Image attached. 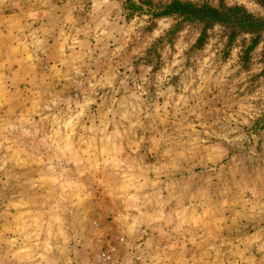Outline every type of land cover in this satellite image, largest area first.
I'll list each match as a JSON object with an SVG mask.
<instances>
[{
  "label": "rangeland",
  "instance_id": "obj_1",
  "mask_svg": "<svg viewBox=\"0 0 264 264\" xmlns=\"http://www.w3.org/2000/svg\"><path fill=\"white\" fill-rule=\"evenodd\" d=\"M263 119L264 0H0V264H264Z\"/></svg>",
  "mask_w": 264,
  "mask_h": 264
},
{
  "label": "trees",
  "instance_id": "obj_2",
  "mask_svg": "<svg viewBox=\"0 0 264 264\" xmlns=\"http://www.w3.org/2000/svg\"><path fill=\"white\" fill-rule=\"evenodd\" d=\"M171 14H178V15H186V17L191 16H200V17H209L210 19H215L216 21H223L224 23H226L228 20L230 21H237V22H233L234 24L236 23L237 27L240 28H245V26H247V28H253L255 26H257V22L253 23L251 22L250 18L248 17V15H244L242 16V18H234L233 20L231 18H228V20L226 21V18H220V14H218V11H216L215 9L212 8H194L190 5H182L178 2H174L172 4H170L169 6H166V8L162 11V12H158L156 15V17H162V16H167V15H171ZM235 14V13H233ZM223 16V15H222ZM227 17V16H226ZM244 17V19H243ZM262 127H264V119L262 120Z\"/></svg>",
  "mask_w": 264,
  "mask_h": 264
},
{
  "label": "crops",
  "instance_id": "obj_3",
  "mask_svg": "<svg viewBox=\"0 0 264 264\" xmlns=\"http://www.w3.org/2000/svg\"><path fill=\"white\" fill-rule=\"evenodd\" d=\"M2 27H4V26H2ZM5 28H6V26H5Z\"/></svg>",
  "mask_w": 264,
  "mask_h": 264
}]
</instances>
